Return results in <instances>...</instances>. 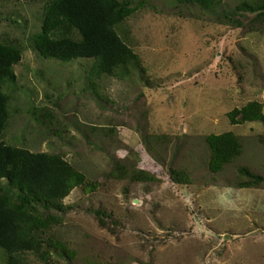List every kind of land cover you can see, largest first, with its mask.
<instances>
[{
    "label": "rangeland",
    "instance_id": "1",
    "mask_svg": "<svg viewBox=\"0 0 264 264\" xmlns=\"http://www.w3.org/2000/svg\"><path fill=\"white\" fill-rule=\"evenodd\" d=\"M130 1L138 9L117 30L145 72L91 79L92 60L63 63L34 48L47 0H0V38L23 48L17 79L4 85L10 119L0 140L60 154L97 184L75 187L65 211L39 207L55 218L49 234L76 253L53 259L264 264V122L228 117L249 101L264 105V24L254 13L223 15L242 0ZM226 131L240 137L243 153L212 173L206 136ZM240 167L261 182L241 187L249 177ZM171 168L186 182L173 180Z\"/></svg>",
    "mask_w": 264,
    "mask_h": 264
},
{
    "label": "trees",
    "instance_id": "2",
    "mask_svg": "<svg viewBox=\"0 0 264 264\" xmlns=\"http://www.w3.org/2000/svg\"><path fill=\"white\" fill-rule=\"evenodd\" d=\"M177 1L203 6L213 4L211 0ZM137 9L130 0H47L40 29L31 40L34 48L47 59L63 63L92 60L91 79L131 78L135 73H144L145 68L140 55L117 28ZM240 11L254 13V20L264 24V0H242L233 11H225L223 15L231 19ZM22 56L20 44L0 38V136L10 119V99L4 85L17 79L14 66ZM228 117L232 124L264 122V105L252 100L231 110ZM163 138L149 137L155 142ZM206 141L210 149L208 167L212 173L223 171L243 153V143L233 131L211 133ZM117 169L120 171L119 166ZM240 170L249 177L240 183L241 187L261 182L262 176L249 168L240 167ZM170 171L173 180L186 182L183 172L174 168ZM77 186L97 188L96 183L89 181L85 173L60 154L33 152L0 140V246L6 251V258L0 260V264H31L29 255L47 264H57L52 252L69 259L76 257L75 251L49 234L55 218L42 214L39 207L46 211H65L64 199ZM12 190L17 193L16 198L10 194Z\"/></svg>",
    "mask_w": 264,
    "mask_h": 264
}]
</instances>
